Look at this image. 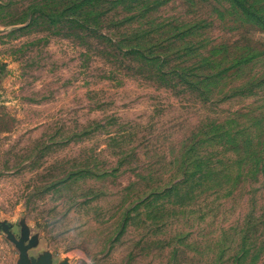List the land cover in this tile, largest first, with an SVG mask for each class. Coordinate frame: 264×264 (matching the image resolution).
I'll return each instance as SVG.
<instances>
[{
	"label": "rangeland",
	"instance_id": "obj_1",
	"mask_svg": "<svg viewBox=\"0 0 264 264\" xmlns=\"http://www.w3.org/2000/svg\"><path fill=\"white\" fill-rule=\"evenodd\" d=\"M164 1L0 0V264H264L263 27Z\"/></svg>",
	"mask_w": 264,
	"mask_h": 264
},
{
	"label": "trees",
	"instance_id": "obj_2",
	"mask_svg": "<svg viewBox=\"0 0 264 264\" xmlns=\"http://www.w3.org/2000/svg\"><path fill=\"white\" fill-rule=\"evenodd\" d=\"M92 1V0H88ZM95 1V0H94ZM222 3H226L230 6V8L234 9L238 14L250 22L254 23L255 25L259 27H263L264 30V0H219ZM119 2L123 3V5H127V8H130L128 11L132 12L133 9V4L138 5L139 9V19L137 21L141 20H149L152 16V14L155 12L153 11L154 9H150V4H155L159 5L161 3H164V0H119ZM129 4V5H128ZM132 8V9H131ZM132 18H135L134 16ZM135 20V19H134ZM138 32H141L143 35L140 36V39H134V38H128V40H121V39H116L115 44H111L113 47H116L118 43H124L126 46L132 47L134 44V48L137 49H143V51H154L155 48H160L159 51H176L177 54L183 52L186 53V57L190 55V51H197L198 48H203L200 45L195 46L192 45L191 43H186L190 38L194 36V34H191L190 29H183L180 28V26L176 27V32H178L176 35H172L171 38H175V42L173 43V46L165 47L164 44L161 45H156V43H153L152 41H155L154 36H156L152 31L151 28L149 27V31H143V30H138ZM124 33H126V29H124ZM151 34H154L153 36H150ZM164 43H166V40H161ZM143 46V48H141ZM160 46V47H159ZM142 51V50H140ZM207 51V49L205 50ZM206 54V53H205ZM190 57V56H189ZM202 57V56H201ZM208 61L207 59H203ZM148 62L152 63L153 65H156V60H149ZM183 63H180V65L176 66L175 71H177L180 76L183 77H178V79L181 82H185V84H191L186 83L187 80L191 79L190 75H187L188 71L191 70L189 67L187 68H182ZM174 71V72H175ZM187 73V74H186Z\"/></svg>",
	"mask_w": 264,
	"mask_h": 264
}]
</instances>
